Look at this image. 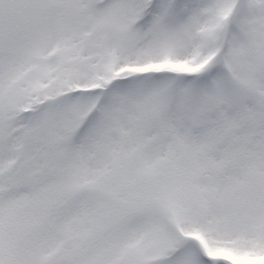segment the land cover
<instances>
[{
    "label": "snow or ice",
    "instance_id": "obj_1",
    "mask_svg": "<svg viewBox=\"0 0 264 264\" xmlns=\"http://www.w3.org/2000/svg\"><path fill=\"white\" fill-rule=\"evenodd\" d=\"M0 264H264V0H0Z\"/></svg>",
    "mask_w": 264,
    "mask_h": 264
}]
</instances>
